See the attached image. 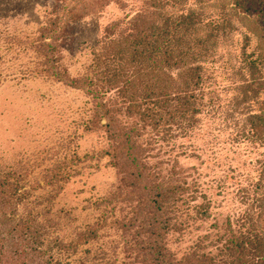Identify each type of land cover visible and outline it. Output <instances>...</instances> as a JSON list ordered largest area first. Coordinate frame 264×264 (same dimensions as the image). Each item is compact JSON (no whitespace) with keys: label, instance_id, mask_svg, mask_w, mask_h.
<instances>
[{"label":"rangeland","instance_id":"rangeland-1","mask_svg":"<svg viewBox=\"0 0 264 264\" xmlns=\"http://www.w3.org/2000/svg\"><path fill=\"white\" fill-rule=\"evenodd\" d=\"M166 1L180 0H0V164L11 170L10 177L16 175L19 193L40 203L35 212L49 203L50 212L70 218L52 235L63 239L54 249L57 261L64 260L59 249L67 243L85 242L76 238L84 232L89 243L71 252L72 263L83 264L86 249L102 264H131L138 229L147 222L152 226L136 191L124 185L132 184L135 172L139 186L161 183L153 167L166 160L163 153L156 156L166 144L160 129L143 124L146 100L132 96L137 88H129L127 96L118 90L135 71L121 51L136 34L130 23L139 20L140 30L141 22L154 20L156 3ZM181 3L205 8L207 21L221 23L233 18V3H242L238 17L255 27L240 24L229 46L218 45L213 62L203 65L205 107L197 104L198 123L187 137L167 140L175 142L172 157L179 161L175 168L164 165L172 174L167 182H177L188 170V229L170 234L160 229L151 238L147 233L142 247L165 244L175 264H185L178 261L192 249L195 257L187 264H202V251L208 264H264V144L250 122L240 117L234 127L228 118L239 98L243 36L254 33L247 52L255 47V56H264V0ZM120 72V82L105 85L102 73L112 79ZM257 76L251 112L264 116V67ZM46 195L52 196L48 203ZM25 208L33 212L23 205L17 214Z\"/></svg>","mask_w":264,"mask_h":264},{"label":"trees","instance_id":"trees-1","mask_svg":"<svg viewBox=\"0 0 264 264\" xmlns=\"http://www.w3.org/2000/svg\"><path fill=\"white\" fill-rule=\"evenodd\" d=\"M182 1L180 0L179 3L173 1L171 3H167V1L166 3H156V11H153V13L155 12L154 20L146 25L143 24L145 21L141 22L140 30H137L139 20L131 22L130 25L136 30V34L121 50L123 54L128 55V60L135 71H133L128 86L124 85L125 89L121 87L118 93L127 96L129 88L132 90L137 88L132 96H142L146 100H144L146 108L142 113L143 124L154 131L160 129L161 131L158 133L163 132L162 141H165L166 147L163 149L159 147L156 156L159 153H163L162 156L160 154L161 158L167 156L166 160H161L158 163L159 167H153V172L158 168L161 183L155 184L149 181V187L147 185L139 186V175L135 172L131 175L134 180L132 184L124 185L126 191L128 187L130 190L136 191L135 194H138L136 199H140L141 209L146 211L145 218L152 219V226L147 225V222L138 229L140 232L137 246L134 249L135 263L133 261L131 264H164L163 257L166 256V264H175L176 260L169 255L165 244V247L162 244L161 247H153L149 250L142 247L143 239L147 233L151 238L155 237L160 229L165 230V233L168 234L175 231L185 232L191 218L190 201L186 195L190 183L184 177L187 176L188 170L185 171V175L184 173L179 174L180 179L177 182H167L172 174L164 172L166 169L164 165L172 163L171 166L175 168L179 164V161L172 157L176 150L175 142L169 144L167 140L176 141L179 137H187L191 127L198 123L196 115L201 112L197 104L200 103L205 107L203 94H201L205 80L203 65L213 62L218 45L229 46L230 39L228 40V38L232 32L239 30L240 24H244L248 29L250 26H254L249 24L246 17H238L241 15L238 9L242 8V3H233L234 20L232 18L227 22L223 21V25L217 20L207 21L211 16H208L205 8L201 7V11L193 10L191 7L186 9L187 3H181ZM247 10L251 12L250 9H246L244 12ZM212 26L216 29L212 30ZM206 28H211L208 34L204 31ZM217 29L218 34H216ZM243 37L240 56L243 58L244 66L242 70L238 68L241 78H237L238 86L235 88L239 98L234 105L231 104L233 112L228 115V118L233 122L234 127L239 126L238 119L240 117L250 122L255 134L264 144V116L251 112L256 99L253 93L256 91L251 87H254L258 79V71L264 67V56H255V47L252 51L247 52L251 41L257 38L254 33L252 37L251 35ZM139 75L141 82H139ZM102 76L105 78L103 80L105 85L113 86L120 82L124 74L120 72L116 75L114 73L112 79L110 73L108 75L102 73ZM138 84L144 88L140 90ZM113 118L110 116V119ZM131 133L133 131L126 133L125 137L128 139ZM255 134L254 136H256ZM137 137L139 138L141 135H137ZM179 171L182 170L178 169ZM10 173L11 170L5 164H0V264H74L71 259L69 260L71 252H77L81 244L89 243L87 242L88 234L84 235V232L78 234L76 238H81L85 242L78 245L67 243V246L59 249L65 256L64 260H55L57 258L54 249L63 242V239L58 235L52 236L53 232L60 231L62 219L66 220L69 225L70 218L49 211L48 202L52 199L50 195H46L48 204L45 205L42 212H35L36 203H40L35 200L29 201L24 192L19 193L18 189L21 188L18 187L19 180L16 179V175L10 177ZM147 177L151 179L154 178V175L149 173ZM154 191L158 193L157 196L152 195ZM23 205L29 206L33 212L25 208L24 213L17 214L19 207ZM153 216L159 219H154ZM50 242L53 244H49ZM82 253L84 255L81 260L83 264H102L99 259L89 257V252L86 249ZM185 255L186 257L178 261L179 263L187 264L190 262L189 259H194V249L190 254L188 251ZM198 257L203 260L202 264H208L205 252L202 251ZM209 261L212 262V260Z\"/></svg>","mask_w":264,"mask_h":264}]
</instances>
